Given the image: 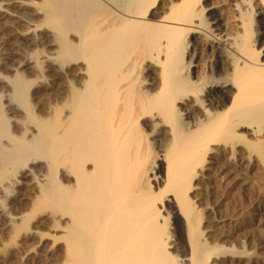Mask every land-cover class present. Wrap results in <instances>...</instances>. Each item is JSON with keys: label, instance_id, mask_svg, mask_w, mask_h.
<instances>
[{"label": "bare ground", "instance_id": "1", "mask_svg": "<svg viewBox=\"0 0 264 264\" xmlns=\"http://www.w3.org/2000/svg\"><path fill=\"white\" fill-rule=\"evenodd\" d=\"M252 1H233L235 32L212 0H0L13 55H0V194L18 174L32 180L70 264H264V238L222 211L230 184H258L264 231V32L259 49L241 31L246 11L264 15ZM189 33L223 47L224 72L207 80L185 60ZM44 71L58 88L37 115ZM12 213L8 230L24 217ZM228 222L233 235L219 231Z\"/></svg>", "mask_w": 264, "mask_h": 264}, {"label": "rangeland", "instance_id": "2", "mask_svg": "<svg viewBox=\"0 0 264 264\" xmlns=\"http://www.w3.org/2000/svg\"><path fill=\"white\" fill-rule=\"evenodd\" d=\"M212 1L217 6L216 11H215L217 13L216 15H221V17H223V19L226 21L225 23L229 26L231 31L232 30L234 31V29H235V32L237 30H239L234 26H233L234 28L232 29V26H231V25H233L232 23L234 21L233 18H235L236 15L239 14L238 10L234 9L235 7H233V3L235 2V0H219V1L218 0H212ZM206 2H207V0H201L200 3L203 6L204 3H206ZM253 2H254V0L252 1V3ZM252 3H250L249 6H251ZM253 5L255 6V3H253L252 6ZM207 9H209V7H207ZM221 12H223V13H221ZM256 12H257L256 9H254V11H252V12L251 11L245 12V16L248 19H250L251 21H248V23H247L248 25L244 26L243 30H241V31L247 32V35H249L251 37L252 41L254 42L253 44L256 43L255 47L259 46L258 48L260 49V45H262L263 40L261 39L262 35L259 33H261L262 31L264 32V15H262V16L257 15ZM206 13H208V11H205L203 14V16L205 18L209 14V13L208 14H206ZM233 16H235V17H233ZM226 18L227 19L229 18V19L226 20ZM209 26H210V28H213L211 24ZM217 32H219V31L217 30ZM189 34L184 35V37H185L184 44H185L186 49L184 48L183 56L184 55L186 56V57L184 56L185 60H189L190 57H193V58L195 57V59L199 58L200 68H201L200 72H202V74L201 73H199V74L202 75L203 77H205V79H207V80H209L210 78L213 77L212 73H209V72H211L212 68H214V67H216L219 70L221 69V71L224 72L226 69H225V66L223 64L224 63L223 55H222V52L224 51L223 47L218 42L212 40L211 37L208 38L206 36H201L198 38L197 37L198 35L196 36V35H191V34L189 35ZM1 37L6 38L7 36L5 34L4 36L2 35ZM200 40H201V42H200ZM189 41H190V43H189ZM3 47H5V48H3ZM30 47H31V49L28 50L29 53L32 52L31 51L32 47H33V50L37 49L34 46H30ZM8 48H9V50H8ZM0 51H1L0 55H2V53H3L2 56H4L5 58L10 57L9 59H11L13 56L12 51L10 50V47L5 45L4 43H2V40H0ZM43 51L45 52V50H43ZM7 52H10L11 56L9 54H7ZM260 53H261L259 56L260 59H262V58L264 59L263 50H261ZM0 58H1V56H0ZM144 70H145V68L143 69V67L140 69L139 78L140 79L146 78L147 79L146 81L149 82L150 78L148 76V73L146 72V70L145 71ZM206 74H209V75H206ZM44 75L45 76L47 75V76L45 77ZM43 78L44 79H43L42 86H43L44 90L46 89V91H44V96L41 99L42 103L37 104L38 102L33 97V95L31 93L29 95V99H31L29 101H31L32 103L34 102V104H32L31 102L30 103L33 106L36 105L35 107H33V109L36 110L34 112H36L35 114H37V115H41V114H39L40 105L46 104V103L48 104V103H50V101L53 104V102H54L53 95H55V93H56L55 91L58 88V86H55L57 84L55 82L53 83V79H52V77L50 78V74L47 73V71H44ZM51 82H52V84H51ZM53 84H55V85H53ZM54 89H55V91H54ZM51 91H53V92H51ZM48 94H50V95H48ZM183 118H185V115L183 116ZM11 130H13V128H11ZM142 133L144 134L145 132H142ZM149 139L150 138L145 139V141H146L145 145H150L151 140H149ZM152 145H151V147L153 148L154 146H152ZM152 150L155 151V148H153ZM213 178L211 180V182H212L211 184L215 187L214 190L216 189L213 194L217 193V195L219 196V195L224 193L223 190L225 188H223V187L226 186L225 179L230 180V177L226 176L225 178H222V179H220L221 177H218L216 179H215V177H213ZM11 183H13V184L10 185L11 187L8 189L7 193L3 194L4 196L2 194H0L1 197L3 196L2 198L0 197V264H70V260H69L70 258H69V255L67 254L68 252H66L67 249H65L66 248L65 243L61 239L62 237L60 236L61 230L58 229L59 228L58 224L55 223V221H53V219H55V218H52V216H54V214L56 213L55 212L56 211L55 205L52 203L44 202L40 198L39 199L41 201L34 200V199H36L35 197L37 195H35V193L33 191L34 190L33 189L34 184H33L32 180H29L28 178H23L18 174L17 176L14 177V180ZM230 185H231V187L234 186L233 194L231 196L232 200L230 202H228L229 206L224 204L225 207L223 206V208H222L223 213H226V214L235 213V217L237 216L238 220L242 224V230L241 231H243V232H241L242 233L241 235L243 237L249 236L251 238H254L253 239L254 242L257 240H258V242L261 241V239L264 238V231L263 230L261 231L260 227L258 229V224H257L258 223V220H257L258 215L256 214V211L254 210V204L258 203L257 191H261L260 187L258 188V186H257L258 184H255L256 185L255 189L254 188L253 189L256 190L258 188L256 190V193H255L253 189H251L249 192H246L239 185L238 186H236V184H233V185L230 184ZM29 193H30V195H29ZM210 195H212V194H210ZM29 196H31V197H29ZM28 199H30V200H28ZM34 201H35V203H34ZM251 201H252V205H251ZM19 203H20V205H19ZM4 212H9V213L13 212L12 214L15 213L16 215L19 213L17 216H20L21 214H23L24 217H22L21 219H17L16 222L13 224L12 230H8L11 228H4V226H3L5 223V220H6L4 217ZM239 218H241V219H239ZM233 225H234V223H232V222H228L226 224H223L222 227L221 226L219 227V231L220 232L223 231L225 233L228 232V234H232V233L235 234V232H234L235 231V228H234L235 225L234 226ZM169 226L174 227V224H172V221L169 222ZM254 231H256V232H254ZM245 232L248 233V234L246 233V236L243 235V234H245ZM242 236H240V233H239V236H236V237L239 238ZM255 238H258V239H255ZM258 242H255V244L258 245L259 244Z\"/></svg>", "mask_w": 264, "mask_h": 264}]
</instances>
